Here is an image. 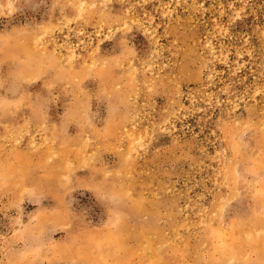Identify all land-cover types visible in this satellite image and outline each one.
<instances>
[{
	"label": "rangeland",
	"instance_id": "obj_1",
	"mask_svg": "<svg viewBox=\"0 0 264 264\" xmlns=\"http://www.w3.org/2000/svg\"><path fill=\"white\" fill-rule=\"evenodd\" d=\"M0 264H264V0H0Z\"/></svg>",
	"mask_w": 264,
	"mask_h": 264
}]
</instances>
